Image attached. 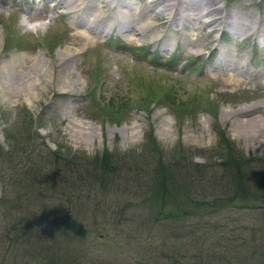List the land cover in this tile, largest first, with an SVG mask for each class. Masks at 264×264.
I'll return each mask as SVG.
<instances>
[{"label": "rangeland", "instance_id": "obj_1", "mask_svg": "<svg viewBox=\"0 0 264 264\" xmlns=\"http://www.w3.org/2000/svg\"><path fill=\"white\" fill-rule=\"evenodd\" d=\"M70 1L62 9L48 0H0V64L17 62L9 88L15 92L16 81L29 65L50 71L59 59L68 72L59 78L52 74L53 82L38 98L0 95V187L13 176L8 167L21 157L29 158L32 167H50L52 152L73 164L85 160L97 168L105 161L123 169L114 177V191L75 182L83 187L69 195L70 207L62 202L59 208L51 199L29 204V212L35 209L31 215L43 216L33 222L45 228L37 244H20L21 235L16 244H7L0 226V264H45L33 253L50 242L48 253L57 251L53 259L63 263L264 264V206L239 209L240 204L224 198L203 216H181L164 207L161 212L173 217L159 219L154 198L148 200L159 180L156 175L182 160L183 166L196 164L206 170L203 175L210 182H228L226 172L213 168L221 161L219 154L227 152L225 140L234 156L248 160L250 172L263 175L264 76L258 73L264 75V0H202L206 6L215 1L224 12L222 19L229 15L255 28L256 34L248 30L236 38L230 27H205L203 20L187 12L176 23L156 11L145 14L149 0H113L134 9L128 19L144 15L135 28L147 29L137 36L121 32L125 28L119 29L115 19L122 18L101 8L98 0H77L82 10L76 6L66 11ZM86 4L100 13V23L108 24L98 26L105 30L99 38L85 33L88 42L80 38L85 29L76 26L88 19ZM33 8L40 16L52 17L37 34L19 23L24 13L35 18ZM194 40L199 46H191ZM228 59L238 61L245 72L221 69ZM36 69L29 72L30 83ZM226 76L236 81L226 83ZM148 85L153 96L142 104ZM63 92L66 95L57 94ZM162 93L174 108L186 103L185 111L177 116L174 108L157 102ZM235 120L247 125L243 128ZM41 207L45 208L37 214Z\"/></svg>", "mask_w": 264, "mask_h": 264}, {"label": "trees", "instance_id": "obj_2", "mask_svg": "<svg viewBox=\"0 0 264 264\" xmlns=\"http://www.w3.org/2000/svg\"><path fill=\"white\" fill-rule=\"evenodd\" d=\"M145 55L146 52L144 50L141 56L144 57ZM149 56L150 60L155 62L154 55ZM149 88V85L145 88L146 92L142 104H147V101L153 96ZM156 101H162L170 109L174 108L170 104L175 105L173 104L174 102L168 104V95H163V93ZM185 104L183 102L182 104L179 103V105L176 104L174 112L177 116H180L185 111ZM220 135L223 138L222 134ZM222 148H224L223 145ZM225 148H227V152L219 154L221 161L213 168L220 172H226L225 175L228 182L221 183L218 180L210 182L203 175L206 170H202L196 164H185L183 166V160L177 167L171 164V169L162 170V174L156 175L159 176V180L152 188L148 200L152 197L154 198L155 214L159 216V219H171L173 217L172 214L161 212L164 207L168 212L178 213L181 216H203L210 213L206 211L208 207L212 209L214 205L218 206L222 202L221 199L224 198L231 203L240 204L241 206L237 207L239 209H254L264 206V173L256 176L254 172H250L248 160H240L234 156L228 150L229 143L227 140H225ZM22 158L19 159L21 162L10 166V159H7L6 165L12 169V172L9 171L13 176H8L6 178L8 183L5 182L4 185L2 184L3 187H0V226H3V235L8 242L7 244H16L18 235L24 237L23 243L20 244H37L42 238L39 231L43 234L45 228L38 229V226L41 225H37L36 222L33 224V222L35 219L36 221L39 219L42 221L43 216L31 215L35 209L33 208L29 212V204H36L37 199H51L57 202L56 206H59V208L62 202L68 204L67 207H70L69 195L77 193L76 191L79 190V187H83L75 182L89 185L96 184L104 192H106V187H111L114 191V177L123 169L122 166L116 163H107L105 161H100L97 168L96 166L91 168L89 166L90 163L85 160L73 164L64 155L61 156L54 152L49 155L50 167L37 165L32 167L29 158L26 156ZM28 164L31 166L27 168L29 171L25 170ZM179 169L180 172L176 173L175 170ZM35 172L38 173L36 174ZM110 173L113 174V177L108 179L107 176ZM36 175L39 176L37 181H35ZM73 175L75 177H72ZM0 182H2V179H0ZM63 189L67 191L64 194ZM33 198L35 199L33 200ZM129 207L132 209L134 206L129 205ZM123 208L125 211L128 207ZM43 209L41 207V210H36L37 214ZM12 233H16L14 238L11 237ZM53 240L54 238L51 241ZM41 244L46 243L43 242ZM51 244L53 243L50 242L46 249L40 247L37 251L38 254L34 251V256L38 255V258H41L45 264H75L72 261L63 263L60 260L53 259L57 251L48 253L52 248ZM42 250L45 253H42ZM44 254L45 256H43Z\"/></svg>", "mask_w": 264, "mask_h": 264}, {"label": "bare ground", "instance_id": "obj_3", "mask_svg": "<svg viewBox=\"0 0 264 264\" xmlns=\"http://www.w3.org/2000/svg\"><path fill=\"white\" fill-rule=\"evenodd\" d=\"M114 1L113 0H98V2L101 5V8H110L109 9L110 13L115 12V13H117L118 16H120L122 18V20H118V18L115 19V20H117L116 24H117L119 29L125 28L124 30H121V32L122 31H124V32H135L134 35L141 36V34L147 28L144 27L143 30L138 32L137 29H139V28H135V25L137 23V20H142L144 18V15L140 13L139 16H137L136 20L128 19V16L131 15L130 13H132L134 11V9L132 7L127 6V5H121L118 1H116V2H114ZM49 4L52 5V7L59 5L57 8H62V9H66L65 7H68L66 0H62V1L61 0H49ZM148 5L149 6L147 7L145 14H147V13L151 14V12L154 13V11H156L157 16L159 15V17H160V15H162V16L166 15L168 17L169 22H175L176 23L180 18L183 17L184 14H186L184 12H187V13H190L192 16H194L195 19L203 20L205 27H208L211 29H216V28L219 29V26H222V28H223V25L230 27L232 32H233L234 37L240 36L243 33L247 32L248 30L251 31V34L255 33V28L250 23L243 22L240 19H231L229 17V15L226 19H222V17L224 16V12L222 11V8L218 7V5L216 4L215 1L213 2V4L206 6V5L202 4V0H149ZM76 6H77V8H79V10H82V8L80 9L81 4L78 3L77 0H71L70 4H69L70 9H67L66 11H69L72 9L74 10L76 8ZM83 8H84V10H87L88 19L87 20H80L76 24V26L78 28L85 29L84 32H79L81 34H84L85 37L80 35V38L82 40H85L86 42H88L90 40V38L85 33L93 35L96 38L97 37L99 38L102 36V34L105 30H99L98 26L100 25L103 28H106L108 26V24H105L104 20L100 23V21H99L100 20V13L98 11H95V9L93 8L92 5L86 4V5H84ZM79 10L77 9V11H79ZM126 12H128V13H126ZM196 15H200V16L196 18ZM109 17H111L110 14H109ZM187 18H188V16H187ZM106 19H107V17H106ZM246 21H248V20H246ZM256 26H257V23H256ZM212 31L213 30H211L209 33H211ZM263 36H264V34H263ZM156 39H157V37H156ZM167 41H168V39H167ZM191 44H192L191 45L192 47L193 46H199L200 41L194 40L193 42H191ZM224 57H225V55H224ZM221 60H222V58H221ZM62 61H64V58L62 59ZM58 62H59V59H57L56 64H54V66H52V69H55V67H56L57 70H52L50 68V71H49L48 67L43 68L41 65H39V66H34V65L27 66L25 72L16 81L15 92H13L9 88V87H11V85L14 84L11 81L13 79L10 77V71L12 72L13 69H15L17 67V62L13 61V62H10L8 64H4V65L0 64V95L3 94L9 98L13 97L15 99L21 98V97L24 99L29 98V97L34 98L35 96H37V98H38L41 95V91L46 90V88L48 86V82L52 81L51 80L52 74H55V77H57V78H59L61 76V74H68V72L65 69L61 68L62 65L60 66ZM35 67L37 68L36 69L37 71H35V73L33 75L34 76V79L32 80L33 82L30 83V78H29L30 73L29 72H32V68H35ZM220 68L221 69L224 68V70L228 69L230 72L237 74V75H241L245 72L244 67L241 64H239L238 61L229 60V59L224 60L222 67H220ZM258 76H264V75L261 73H258ZM226 77H227L225 79L226 83L236 81L234 78H232L230 76H226ZM65 93L66 92H63L62 94L61 93H57V94L62 96V95H66ZM261 105H263V103ZM243 109H245V108H243ZM240 110H242V109H240ZM247 111H250V110H247ZM255 119H257V118H255ZM235 121L237 122V120H235ZM235 121H233L234 124L236 123ZM237 123H239L243 128H245V126L247 125V124H245L244 120H238Z\"/></svg>", "mask_w": 264, "mask_h": 264}, {"label": "clouds", "instance_id": "obj_4", "mask_svg": "<svg viewBox=\"0 0 264 264\" xmlns=\"http://www.w3.org/2000/svg\"><path fill=\"white\" fill-rule=\"evenodd\" d=\"M31 15L35 18L30 19L29 13L22 14L19 23L24 30L33 34H37L45 26L50 24L52 20L50 13L47 16H40L35 8H33Z\"/></svg>", "mask_w": 264, "mask_h": 264}]
</instances>
